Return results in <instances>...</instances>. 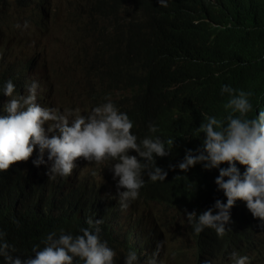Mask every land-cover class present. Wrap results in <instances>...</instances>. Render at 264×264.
I'll use <instances>...</instances> for the list:
<instances>
[{"label":"clouds","instance_id":"9594fccd","mask_svg":"<svg viewBox=\"0 0 264 264\" xmlns=\"http://www.w3.org/2000/svg\"><path fill=\"white\" fill-rule=\"evenodd\" d=\"M153 1L167 7L171 0ZM45 2L37 0L39 11L34 17L12 21L15 6H28L29 0H0V27L10 24L12 35H20L28 25L44 23L50 9L52 14L62 13L66 30L60 39L70 45L69 53L49 64L34 51L37 42H23L21 46H28L25 53L21 46L9 45L10 36L0 45V77L4 76L0 174L9 173L3 196L18 201L16 205L32 197L42 208L50 196L71 211L83 208L87 226L75 233L63 228L49 231L25 256L15 255L16 246L0 230V264H119V258L123 264H157L162 236L153 229L146 241L139 239V215L134 212L153 203L166 207L168 227L186 224L179 234L194 244L195 261L179 264H264V109L253 106L251 92L222 84L220 95L227 94L225 111L205 113L196 129L200 144L173 156L175 140L161 137L191 127L188 106L100 99L103 78L79 68L83 52L92 55L94 48L90 40L78 39V28L95 16L96 38L103 39L126 26L127 8L132 5L122 0H60L48 6ZM7 5L12 8L3 17ZM48 74L70 100L58 102L54 89L42 84ZM84 161L108 163L110 173L81 169ZM199 171L210 176L191 199ZM88 176L96 184L78 190ZM59 185L64 192L55 189ZM178 187L185 190L189 211L184 210V217L177 213ZM166 196L170 203L163 200ZM237 204L241 207L234 210ZM198 241L228 251L218 262L223 254L199 251ZM249 244L262 249L260 256L251 254ZM152 245L155 250L149 257L146 251Z\"/></svg>","mask_w":264,"mask_h":264},{"label":"trees","instance_id":"16d2710c","mask_svg":"<svg viewBox=\"0 0 264 264\" xmlns=\"http://www.w3.org/2000/svg\"><path fill=\"white\" fill-rule=\"evenodd\" d=\"M122 1L133 8H127L129 20L121 31L97 40L95 16L78 28V39L90 40L94 48L92 55L83 52L79 68L103 78L100 99L188 106L191 127L161 137L175 140L171 155L200 144L196 129L205 113L225 111L227 94L220 95L222 84L251 92L253 106L264 109V0H171L167 7L153 0ZM3 78L1 75L0 85ZM8 176L0 174V230L8 232L10 243H19L15 255L30 253L32 245L39 244L49 231L63 228L75 233L87 226L83 208L71 211L50 196L45 208L32 197L19 205L18 201H8L3 196ZM209 176L206 171L198 172L189 193L191 199ZM92 184L96 181L88 176L77 189L82 191ZM55 189L64 192V186ZM142 192L147 194L148 188L143 186ZM163 200L170 203L168 196ZM192 205L190 202V208ZM196 247L215 256L225 254L201 241ZM247 248L255 256L262 252L252 244Z\"/></svg>","mask_w":264,"mask_h":264},{"label":"rangeland","instance_id":"374dc122","mask_svg":"<svg viewBox=\"0 0 264 264\" xmlns=\"http://www.w3.org/2000/svg\"><path fill=\"white\" fill-rule=\"evenodd\" d=\"M53 1L60 0H46L44 5L48 6L52 4ZM29 2L30 4L28 6H15L14 11L16 15L11 16L12 21H17V19H19L20 17H34L37 14V12L39 11L37 0H29ZM11 8L8 5L4 8L3 17L10 14ZM2 22L6 24L8 21L4 20ZM19 24L21 25V27H23L24 22L20 20ZM25 29L26 31L20 33V35H12L13 31L12 27H10V24L1 26L0 45H3L5 43L6 36H10L6 41H9V45L11 47H14L16 44L20 47L23 42H37L38 46L35 47L34 51L40 52V54L46 61V64H49V61L56 56L66 55L67 53H69L70 45L66 44L64 40L60 39L64 31L66 30L65 20L62 13L52 14V11L48 9V15L45 17L44 23L31 24V26L28 25V27ZM21 47L23 53H25L28 46L25 45ZM42 84L50 85L54 89L55 98L58 102H64L66 99L70 100V98L63 92V90L59 88L52 74L46 75ZM81 164V169L97 168L99 170L110 173L108 163L98 165L91 164L88 161H84ZM104 178V175H101V179ZM165 211L166 207L164 205H160L159 203H153V206L146 204L140 206L139 209L136 208L134 212L136 215H139V227L136 231V236L139 239L146 241L149 232H151L153 229H155V234L162 236L161 248L158 250L155 258L157 264H179L195 261L194 244L191 241H187L184 236H181L179 234V231H182L186 228V224L181 225L179 223H176L173 224V226L168 227V222L166 221V217L164 214ZM129 215L131 214H127L125 216L129 218ZM126 226L128 225L126 224ZM174 237L178 239L174 240ZM158 240L159 239H156V242ZM154 250L155 245L149 246V249L146 251L149 257H151V254ZM181 251H184L185 254H181L180 256H178ZM170 253H175L178 257L176 259H173L169 256Z\"/></svg>","mask_w":264,"mask_h":264},{"label":"bare ground","instance_id":"6f19581e","mask_svg":"<svg viewBox=\"0 0 264 264\" xmlns=\"http://www.w3.org/2000/svg\"><path fill=\"white\" fill-rule=\"evenodd\" d=\"M264 7V6H263ZM252 9V8H251ZM37 19L39 20L40 19V17L39 16H37ZM8 23V22H7ZM202 178H204V177H201V179ZM185 190L183 189V188H181V187H178L177 188V191L175 192V195H176V200H177V210H178V214L180 215V216H182L183 215V212H184V210L185 209H187V207L185 206V192H184ZM120 205V204H119ZM241 207V205L240 204H237V206L235 207V209L234 210H238L239 208ZM127 210V209H126ZM188 210V209H187ZM189 211V210H188ZM10 212H11V210H10ZM13 213V212H12ZM116 213V212H115ZM13 215V214H12ZM183 217H184V215H183ZM9 218V217H8ZM10 219V218H9ZM13 222V221H12ZM13 226V225H12ZM11 226V227H12ZM5 227V226H4ZM16 227H17V224H16ZM189 228L191 229V227L189 226ZM16 229V228H15ZM17 229H18V227H17ZM24 229V228H23ZM10 230V229H9ZM8 233V232H7ZM259 234H261L262 235V233L259 231ZM16 235V234H15ZM18 238V237H17ZM12 240V239H11ZM16 240V239H15ZM246 240V239H245ZM241 241H243V243H247L246 241H244V239L243 240H241ZM14 242V241H13ZM16 242V241H15ZM16 244H19V243H16ZM15 244V245H16ZM23 247H24V245H23ZM18 248V247H17ZM234 248H235V250L238 248V247H236V246H234ZM227 251H228V248L226 249V251H225V254L218 260V262H220V261H222L223 259H224V256L226 255V253H227ZM162 258V257H161ZM160 258V259H161Z\"/></svg>","mask_w":264,"mask_h":264}]
</instances>
